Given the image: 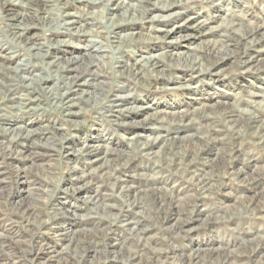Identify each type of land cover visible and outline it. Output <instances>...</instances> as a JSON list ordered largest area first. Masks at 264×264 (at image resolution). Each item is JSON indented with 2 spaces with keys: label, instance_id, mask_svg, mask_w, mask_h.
Wrapping results in <instances>:
<instances>
[{
  "label": "rangeland",
  "instance_id": "rangeland-1",
  "mask_svg": "<svg viewBox=\"0 0 264 264\" xmlns=\"http://www.w3.org/2000/svg\"><path fill=\"white\" fill-rule=\"evenodd\" d=\"M15 1L0 0V264H264V41L230 40L237 58L201 76L169 59L217 41L225 22L264 33V0ZM123 3L134 20L116 19ZM156 55L164 75L136 78ZM141 106L168 119L126 112ZM189 136L172 163L157 160L164 146L140 152Z\"/></svg>",
  "mask_w": 264,
  "mask_h": 264
},
{
  "label": "bare ground",
  "instance_id": "bare-ground-1",
  "mask_svg": "<svg viewBox=\"0 0 264 264\" xmlns=\"http://www.w3.org/2000/svg\"><path fill=\"white\" fill-rule=\"evenodd\" d=\"M139 1H143V0H139ZM156 1V0H155ZM109 2V1H108ZM119 2V1H118ZM17 3V5H21V4H18V3H21V1L20 0H16L15 1V4ZM153 3H154V1H153ZM156 3V2H155ZM158 3V2H157ZM171 3V2H170ZM10 4V3H9ZM124 4H126V3H123L122 4V6L120 5V4H117V6L116 7H113V12H115V11H120V10H128L129 8H130V6H129V8H126L125 7V5ZM138 5V4H137ZM157 5V4H156ZM158 5H161L160 4V2L158 3ZM23 6V5H22ZM137 7V6H136ZM170 7H171V5L170 4H166V3H164V5H161V8L159 9L158 8V10L160 11V12H167L168 10H170ZM132 9V13L131 14H129V12H126V11H124V13L122 14V15H120L119 17H117L116 19H118V22H120L119 21V18L121 17V19L120 20H124V19H126V18H128V17H130L131 18V20H134V18H135V9H134V7L133 8H131ZM138 11V10H137ZM18 16V15H17ZM158 16V15H157ZM25 17V16H24ZM113 17V16H112ZM167 17L168 16H164L163 17V19H166V20H168L167 19ZM158 19V17H155V19ZM160 18V17H159ZM115 18H114V20H113V22L112 23H114L115 22V20H116ZM47 20V19H46ZM73 20V19H72ZM110 20V19H109ZM112 20V19H111ZM137 20H139V19H137ZM225 23H227V28H226V30H224V33L221 35V38H219V39H216L217 41H212V42H208V45L207 46H203V47H196V48H194V49H191V52H190V54H185V53H183V52H177V53H173V54H171L170 55V57H169V59L173 62V64L174 65H172L173 67H175V68H177V69H181V68H183V69H185V70H189L190 72L192 71L193 73H195V75H197V76H201V75H203L204 73H206V72H211L212 71V69L216 66V65H218V64H220L221 62H227L228 60H235L236 58H237V53H234L233 51H229V48H228V50H227V46H230L231 47V45L229 44V43H231V41L233 40V39H238L239 38V41L241 42L242 40H247L248 39V37L247 36H252V34L254 35V34H256V35H258V37H256L255 39H252V43H251V46H253V47H256L259 43H261V42H263L264 41V33L262 32V33H259L258 31H256V30H254L253 28L252 29H244V30H242V29H237L236 27H237V25H235V24H233V23H230V22H225ZM225 23H222V26H223V24L224 25H226ZM13 24V23H12ZM108 24H109V22H108ZM120 24V23H119ZM205 25V24H204ZM245 25V24H244ZM12 26V25H11ZM122 26H123V24H122ZM222 26H220V27H222ZM251 26V25H250ZM90 28V27H89ZM209 28V27H208ZM219 28V27H218ZM218 28H210V29H208V32H207V34H211V36H212V34H216L217 32H219V29ZM249 28V27H248ZM258 28V27H257ZM262 29V28H261ZM86 30V29H85ZM178 30V27H176V28H173V29H171V30H169V31H167V30H160L159 32H161L162 34H163V36L162 37H160V38H155V41H158V42H163V41H166L167 39H170V37L172 38V36H174V34H175V31H177ZM259 30V29H258ZM88 31V30H87ZM260 31V30H259ZM222 32H223V30H222ZM257 32V33H256ZM21 33V32H20ZM96 33V32H95ZM204 33V32H203ZM218 34V33H217ZM220 35V34H219ZM255 35V36H256ZM20 36V35H19ZM121 37V36H120ZM215 37V36H214ZM125 39H127V37H124ZM152 38V37H151ZM187 38V37H186ZM186 38H183V37H175L172 41H171V43H169L171 46H173L174 44L176 45V46H183V44H184V46H185V41L187 40ZM216 38V37H215ZM120 39H122V38H120ZM147 40V39H146ZM152 40V39H151ZM231 40V41H230ZM254 40V41H253ZM129 41V40H128ZM226 41V42H225ZM234 41H237V40H234ZM248 41V40H247ZM239 42V43H240ZM254 42V43H253ZM62 43V42H61ZM235 43V42H234ZM248 43V42H247ZM225 44H226V46H225ZM231 44H233V43H231ZM249 44V43H248ZM201 46V45H200ZM233 46V45H232ZM238 46V45H237ZM249 46V45H248ZM247 46V47H248ZM72 47V46H71ZM85 47V46H84ZM190 47V46H189ZM35 48V47H34ZM75 48V47H74ZM119 48V47H118ZM78 49V48H77ZM79 49H81V47L79 48ZM231 49V48H230ZM236 49V48H235ZM206 50V51H205ZM227 50V51H226ZM233 50V49H232ZM236 51H237V49H236ZM39 53V52H38ZM167 53V52H166ZM241 53V52H240ZM170 54V53H169ZM210 54H212L213 56H215V62H213L212 63V65H210V66H205V63H204V58L206 57V55L208 56V55H210ZM91 55V54H90ZM167 56V55H166ZM165 58H163V56L162 55H156V56H149V57H140L139 58V60L137 61V64H136V66H140V68L139 69H137L138 71L137 72H135V77L136 78H142V79H144L146 76L145 75H143L145 72H144V70L148 67V66H151L153 69H152V71L155 73V74H158V75H160L161 73H163V72H165V71H163L164 70V68H162V65H160L161 63H162V60H164ZM242 60H244V59H242ZM242 60H240V61H242ZM252 61V60H251ZM248 62H250V60H248ZM170 63V62H169ZM89 64V63H88ZM95 64V63H94ZM96 65V64H95ZM238 65V64H237ZM89 66V65H88ZM134 66V65H133ZM131 67V66H130ZM97 68V67H96ZM134 68V67H133ZM160 68H162L163 70H160ZM62 69V68H61ZM120 70H122V69H120ZM16 71V70H15ZM127 71V70H126ZM157 72V73H156ZM163 75H164V73H163ZM76 76V75H75ZM75 78V77H74ZM67 79V78H66ZM76 79V78H75ZM175 80L177 81V80H180V78L179 77H175ZM71 84V83H70ZM78 84V83H77ZM25 85H27V84H25ZM190 88V84L189 85H181V87H180V89H183V90H188ZM6 94V93H5ZM260 97V96H258L257 94L256 95H253V97ZM5 97V96H4ZM92 99H94V97L92 98ZM88 100V99H87ZM35 101V100H34ZM74 103V102H73ZM217 105V104H216ZM222 105V104H221ZM228 105V104H227ZM226 105V106H227ZM234 105V104H233ZM133 107V106H132ZM214 107V106H213ZM213 107L212 108H209V107H202L203 109H202V119L203 120H210V119H212L213 117H212V115H214V114H212V113H208V114H206L205 113V111H208V112H210V110H213ZM206 108V109H205ZM209 108V109H208ZM232 109H234V108H232ZM129 112V113H132L134 116H136V117H140L141 115H150V113H153L154 112V110L152 109V107H146V106H141V107H137V108H130V109H128V110H126V112ZM151 111H153V112H151ZM199 111H201V109H197V110H194V112L191 114L192 116H194L196 113H198ZM228 111H229V109H228ZM205 113V114H204ZM233 115H231L232 117H234V118H232L230 121L232 122V124H234V125H238V123H239V121L240 120H242L245 116H249V114L248 113H246V112H243V110H242V112H231ZM155 115H150L149 117L150 118H159V120L161 121V122H164V121H166L168 118H167V116H169L166 112L165 113H161V115H160V113L158 114V113H154ZM176 114H181V113H175L174 115H172V116H174L172 119H174V123L175 122H179V121H177V120H180V121H182V119L180 118V115H178V117L177 118H175V115ZM252 114V113H251ZM250 114V117H249V121H251V120H254V121H256V117H255V115H251ZM147 115V116H148ZM182 115V114H181ZM189 115V114H188ZM171 117V116H170ZM188 118V117H187ZM194 118V117H193ZM137 119V118H136ZM230 119V118H229ZM248 120V119H247ZM135 121V120H134ZM148 120H144V121H141L140 123H134L133 125H132V130H134V128L137 130H143V129H145L146 128V126H147V123H145V122H147ZM173 122V121H172ZM124 123V122H123ZM129 124V123H128ZM259 125V124H258ZM254 126V125H253ZM77 127V126H76ZM235 128H236V126H235ZM261 129V128H260ZM135 131V130H134ZM242 132H244V131H242ZM260 133L261 132V130H258L257 131V133ZM264 133V132H263ZM30 134V133H29ZM141 134V133H140ZM139 135V134H138ZM252 136V135H251ZM164 137V136H163ZM192 139V138H191ZM190 139V136L189 137H186V138H182V139H179V140H166V139H164V138H157V139H152V140H147L145 143H143V144H140V145H142V147H139L140 148V152H142V153H147L148 155H155V157H157V154H159V153H153L152 152V150L154 149V148H156V147H159V150H160V152H161V148H163V146H164V149H162V150H168V152H169V154L167 153V152H165L166 154H162V156L160 157V158H158L157 160H160L163 156H165V161L167 162V160L168 159H170V161L168 162V163H172L171 161H173V156H171L170 154H171V152L172 151H174V150H172V148H173V146L175 145V146H177L178 144H179V149H181V148H183L184 147V145H186V144H188V143H191V140ZM60 140V139H59ZM187 141V142H186ZM17 142V141H16ZM197 142V141H196ZM182 146H181V145ZM194 144V143H193ZM131 145H134V139L131 141ZM169 146H170V149H169ZM187 146V145H186ZM202 146V145H201ZM23 147V146H22ZM198 147V146H197ZM196 147V148H197ZM186 148V147H185ZM90 148H87V150H89ZM91 149H93V150H91L92 152H96V153H99L100 152V149H98V148H91ZM194 149V148H193ZM106 150V149H105ZM199 151V150H198ZM164 152V151H163ZM177 152H178V150H177ZM179 153H180V151H179ZM229 153V152H228ZM174 154V153H173ZM195 154V153H194ZM98 155V154H97ZM184 155V154H183ZM189 155V154H188ZM131 156V155H130ZM169 156V157H168ZM120 157V156H119ZM132 157V156H131ZM168 157V158H167ZM192 157V156H191ZM193 157H195V156H193ZM92 158V157H91ZM94 158V157H93ZM123 158V157H122ZM126 158V157H125ZM164 158V157H163ZM119 159V158H118ZM91 161V160H90ZM196 161V160H195ZM107 162V161H106ZM109 162V161H108ZM160 162V161H159ZM112 163V162H111ZM178 163L181 165V164H183L184 163V158L183 159H178ZM98 164V163H97ZM169 165V164H168ZM122 166V165H121ZM216 166V165H215ZM128 167V166H127ZM186 168V167H185ZM113 169V168H112ZM94 171V170H93ZM128 172V171H127ZM179 172V171H178ZM226 174V173H225ZM101 175V174H100ZM107 176V175H106ZM205 176V175H204ZM182 177V176H181ZM201 178V177H200ZM106 179V178H105ZM196 179H197V176H196ZM255 179V178H254ZM261 179H263V178H261ZM205 180V179H204ZM89 185V184H88ZM204 185V184H203ZM206 187V186H205ZM158 189V188H157ZM156 189V190H157ZM149 190V189H148ZM152 190V189H151ZM145 191V190H144ZM147 191V190H146ZM150 191V190H149ZM139 192V191H138ZM153 192V191H152ZM143 194V193H142ZM137 195V194H136ZM140 195V194H139ZM153 195H154V193H153ZM156 195V194H155ZM167 195H169V194H167ZM134 196V195H133ZM144 196V195H143ZM158 196V195H157ZM172 197V196H171ZM189 197V196H188ZM141 198V197H140ZM254 198V197H253ZM155 200V199H154ZM131 201V200H130ZM175 201V200H174ZM250 201V200H249ZM145 202V201H144ZM173 203V202H172ZM134 204V203H133ZM142 204V203H141ZM170 204V203H169ZM140 205V204H139ZM175 205V204H174ZM259 205V204H258ZM257 204L255 205V206H258ZM146 206V205H145ZM231 206V205H230ZM264 206V205H263ZM171 208V207H170ZM173 208V207H172ZM260 208V207H259ZM264 208V207H263ZM106 209V208H105ZM119 209V208H118ZM148 209V208H147ZM159 209V208H158ZM247 209V208H246ZM143 210H146V208H144ZM185 210V209H184ZM233 210V209H232ZM236 210V209H235ZM105 211V210H104ZM141 211V210H140ZM148 213V212H147ZM107 214V213H106ZM114 214V213H113ZM116 214V213H115ZM142 214V213H141ZM110 215V214H109ZM109 215H107V216H109ZM150 215V214H149ZM112 216V215H111ZM116 216V215H115ZM146 217V216H145ZM150 217V216H149ZM150 219V218H149ZM148 219V220H149ZM152 220V219H151ZM182 220V219H181ZM184 221V220H183ZM180 222V221H179ZM178 222V223H179ZM187 223V222H186ZM155 224V223H154ZM180 227H181V225H179ZM206 226V225H205ZM134 227V226H133ZM176 227V226H175ZM178 227V226H177ZM174 228V227H173ZM173 228H171V229H173ZM131 230V229H130ZM132 232V231H131ZM173 232V231H172ZM137 233V232H136ZM143 240V239H142ZM146 240V239H145ZM145 242V241H144ZM260 242V241H259ZM146 245V244H145ZM259 245V244H258ZM256 247H258V246H256ZM212 252V251H211ZM223 252V251H222ZM226 253V252H225ZM226 255V254H225ZM191 256V255H190ZM212 256V255H211ZM242 256V255H241ZM250 256V255H249ZM222 257V256H221ZM247 257V256H246ZM226 258V257H225ZM193 259V258H192ZM229 259V258H228ZM190 260H191V258H190ZM222 261V260H221ZM262 264V263H261Z\"/></svg>",
  "mask_w": 264,
  "mask_h": 264
}]
</instances>
